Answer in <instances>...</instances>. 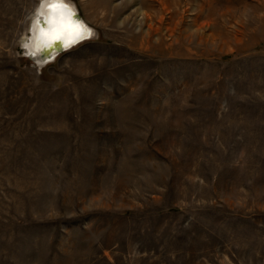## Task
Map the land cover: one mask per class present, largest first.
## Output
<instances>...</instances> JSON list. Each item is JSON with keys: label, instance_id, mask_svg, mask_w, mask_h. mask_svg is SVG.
<instances>
[{"label": "rangeland", "instance_id": "obj_1", "mask_svg": "<svg viewBox=\"0 0 264 264\" xmlns=\"http://www.w3.org/2000/svg\"><path fill=\"white\" fill-rule=\"evenodd\" d=\"M0 0V264H264V0Z\"/></svg>", "mask_w": 264, "mask_h": 264}, {"label": "bare ground", "instance_id": "obj_2", "mask_svg": "<svg viewBox=\"0 0 264 264\" xmlns=\"http://www.w3.org/2000/svg\"><path fill=\"white\" fill-rule=\"evenodd\" d=\"M54 2L55 0H43L41 2L39 9L34 16L29 38L23 44L25 56L32 60L33 64L39 68H43L46 65L54 62L60 55V52H53V50L51 51L53 52L52 56L49 55V53H45L46 50H50V48L53 47L54 42H63V48L65 52H68L73 48L96 38L95 31L90 28L81 18H77V20H75V16L78 15V10L76 6L68 0H59L61 9L55 13V15L59 17L62 12L66 20L78 25L79 34L74 35L70 33L61 39H50L49 37L45 36L44 33L50 32L53 28L52 18L54 13L50 5ZM44 53L46 54V57L41 59V56Z\"/></svg>", "mask_w": 264, "mask_h": 264}, {"label": "snow or ice", "instance_id": "obj_3", "mask_svg": "<svg viewBox=\"0 0 264 264\" xmlns=\"http://www.w3.org/2000/svg\"><path fill=\"white\" fill-rule=\"evenodd\" d=\"M50 7L54 13L52 18L53 28L50 32L44 33L45 36L49 37L50 39H61L70 33L74 35L79 34L78 25L66 20L62 12L59 17L55 15V13L61 9L59 0H55V2L50 5Z\"/></svg>", "mask_w": 264, "mask_h": 264}, {"label": "water", "instance_id": "obj_4", "mask_svg": "<svg viewBox=\"0 0 264 264\" xmlns=\"http://www.w3.org/2000/svg\"><path fill=\"white\" fill-rule=\"evenodd\" d=\"M77 18H79V16L78 15H76L75 16V20H77ZM64 43L63 42H61V41H56V42H54V45H53V47L52 48H50V50H46L45 51V53H49V55H51L52 56V54H53V52L54 51H57V52H60V54H62V53H64L65 52V50H64ZM53 50V52H51ZM42 54V56H41V59H43V57L45 58L46 56V54Z\"/></svg>", "mask_w": 264, "mask_h": 264}]
</instances>
